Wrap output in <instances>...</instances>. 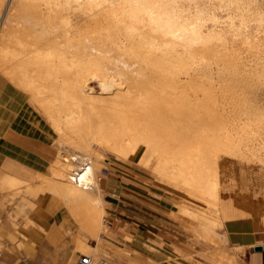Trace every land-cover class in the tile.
<instances>
[{
  "label": "bare ground",
  "instance_id": "6f19581e",
  "mask_svg": "<svg viewBox=\"0 0 264 264\" xmlns=\"http://www.w3.org/2000/svg\"><path fill=\"white\" fill-rule=\"evenodd\" d=\"M3 20L0 73L69 151L52 172L85 200L87 237L110 155L210 203L221 155L264 164V0H12ZM77 156L89 171L74 176Z\"/></svg>",
  "mask_w": 264,
  "mask_h": 264
},
{
  "label": "crops",
  "instance_id": "0c3cea01",
  "mask_svg": "<svg viewBox=\"0 0 264 264\" xmlns=\"http://www.w3.org/2000/svg\"><path fill=\"white\" fill-rule=\"evenodd\" d=\"M36 110L28 95L0 74V203L30 210L25 221L18 219L28 223L22 232L5 222L0 226L6 264H73L83 254L116 264L117 251L131 262L147 258L153 264H264V164L221 155L218 201L210 203L148 171L177 196L150 192V178L134 162L110 163L109 174L98 179L103 228L97 237H87L79 214L86 202L54 178L57 135Z\"/></svg>",
  "mask_w": 264,
  "mask_h": 264
},
{
  "label": "rangeland",
  "instance_id": "374dc122",
  "mask_svg": "<svg viewBox=\"0 0 264 264\" xmlns=\"http://www.w3.org/2000/svg\"><path fill=\"white\" fill-rule=\"evenodd\" d=\"M11 8H12V0H7L6 4H4V6L2 8V11H1V14H0V27H1L2 23H3V21H4L3 19H5V16L11 12ZM234 47L235 48L238 47L237 49H240L241 48V44L240 45L239 44H235ZM0 74H2V73H0ZM99 81H100L99 79H95L93 81V83H91V86L96 88L97 92H95V93H97V94L101 93V89L99 87V85H100ZM58 136L59 135H57V141L59 139ZM57 145H59V143L56 144V148L58 149L57 150L58 151V157L61 156V159H62V158H64L62 156H64V155L68 156L69 155V151L68 150H66V149L64 150V148L60 147V145L59 146H57ZM69 156H68V158H69ZM110 158H111V161H108V162L101 161V164L97 165L98 169H99V175H100L101 170L103 168H105L106 166H108L110 163H113V162L119 163L120 162L119 159H117L116 157H114L112 155H110ZM138 160H139L138 158L135 159V161L132 164V166H134L138 171H140L142 169L144 174H146L150 178L149 179V186H148L150 192L156 193V192L160 191V189H161L163 191H166L167 195H169L170 197L177 196V193H176V191L173 188H171L169 186H166V185L160 183L159 181H157V179L153 178L151 176V174L148 172L150 170H146L143 167H140ZM119 164L126 165V164H128V162L119 163ZM105 194L106 193L104 192L103 198H104ZM12 204L13 203H0V226L3 225L2 222H5L4 225L6 227H8L11 231H15V232L20 233V232H22V230H24L26 227H28V223L27 224H23V222L22 223H18V219H21L22 221H25L28 218V212L30 210H28V207H21V208H14L13 209L12 208ZM14 221H15V223H14ZM8 225H10V226H8ZM182 237L186 238V239H183V242L187 244V242H189V240L187 238V235L182 234ZM94 241H96V240H94ZM170 244H172V243H170ZM0 250L2 251V260H1L0 264L1 263L6 264V260L7 259H6V255H5V249H4V247L1 244H0ZM105 251L113 254L112 250L111 251L105 250ZM116 253L117 254L115 255V259L113 260V262L116 263V264H119V263H122V264H153L155 262V261H152V260L149 261L147 258H144L145 260L137 259V260H133L131 262L130 260H126L124 258V256H123V254L120 253V251H117ZM84 255H87V254H84ZM187 260H190V258L184 259L185 262ZM16 263H17L16 261L10 262V264H16ZM174 263L175 262H173V260H170V262H165V263L160 262L159 264H174ZM73 264H74V262H73ZM107 264H110V263L107 262Z\"/></svg>",
  "mask_w": 264,
  "mask_h": 264
},
{
  "label": "built area",
  "instance_id": "2783aa9c",
  "mask_svg": "<svg viewBox=\"0 0 264 264\" xmlns=\"http://www.w3.org/2000/svg\"><path fill=\"white\" fill-rule=\"evenodd\" d=\"M72 162L74 164V176H78L79 173L82 175L86 172L89 171V160L85 157L82 156H77L72 158ZM101 176H107L109 174L108 168H103L102 171L100 172ZM2 260V255L0 253V262ZM25 264H33L30 261L25 260ZM74 264H93V260L90 256L88 255H79L75 261Z\"/></svg>",
  "mask_w": 264,
  "mask_h": 264
}]
</instances>
